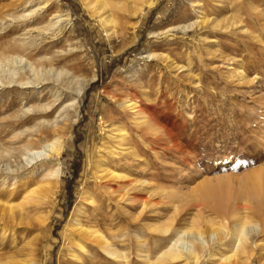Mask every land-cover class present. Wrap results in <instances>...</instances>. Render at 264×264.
<instances>
[{
    "label": "rangeland",
    "instance_id": "obj_1",
    "mask_svg": "<svg viewBox=\"0 0 264 264\" xmlns=\"http://www.w3.org/2000/svg\"><path fill=\"white\" fill-rule=\"evenodd\" d=\"M107 1L110 35L84 0H0V59L17 50L24 73L27 63L55 67L25 73L22 85L9 84V67L0 65L1 166H13L6 151L23 140L59 138L69 108L76 110L60 140L48 220L39 228L4 217L0 264L26 259L33 239L38 264H148L175 230L188 231L190 240L198 230L207 238L211 227L218 238L201 264H223L234 253L242 264H264L258 200L237 198L250 177L264 175V0ZM81 85L80 99L59 95ZM111 170L120 178L109 179ZM37 183L19 191L35 197L29 191L44 185ZM108 184L118 192H106ZM207 186L228 192V218L214 208L217 196L204 193ZM24 197L12 195L6 206ZM22 211L37 213L32 205ZM245 215L256 236L241 245L235 226ZM79 220L119 243L113 251L120 260L76 238Z\"/></svg>",
    "mask_w": 264,
    "mask_h": 264
},
{
    "label": "bare ground",
    "instance_id": "obj_2",
    "mask_svg": "<svg viewBox=\"0 0 264 264\" xmlns=\"http://www.w3.org/2000/svg\"><path fill=\"white\" fill-rule=\"evenodd\" d=\"M84 1H85V5H86L85 7H87L89 9V11L91 12V15L93 17H97L99 19L100 23L103 26H105V28H107L108 26H111L113 24L112 18L107 15V10L110 7V4H109L110 2L108 3L107 0H84ZM105 30L107 32V35H110V33H109L110 30H108V28ZM17 52H18L17 50H13L10 53L5 54L6 57H3L4 58L3 60L6 61L5 64H7V66L9 67V80H11V81H9V84L16 83V82H19L20 84H22L23 83V77H24L25 73H27V74L31 73L35 77V76H38L40 69H43V71H46V68H48L49 71L54 72L53 71V70H55L54 64L50 63L48 61H44V62L40 63V65H38V66H34L31 63H27L28 65L25 64L26 66H28V67H26L28 70H26V72L24 73V71H25L23 69L24 59H23V57L18 55ZM3 60L0 59V65L4 64ZM5 64H4V66L6 68ZM0 71H1V69H0ZM62 72H63V70H62ZM62 72H59L56 69L55 75L56 76H62L63 75ZM3 75H5V74L3 73ZM43 75L44 74H42V75L39 74V76H43ZM45 75H47V74H45ZM15 79H17V80H15ZM37 79H40L39 80L40 82L37 81V82H39V84H45L49 80V79L43 78V77L42 78L39 77ZM54 79H56V77ZM86 81H84V82H86ZM30 82L25 83L24 85L34 83V82H31V83ZM39 84L37 83V85H39ZM83 85H81V87H79L78 89L71 88V89H73L72 91H69V87H68V89L61 88L60 90L62 92H59L60 93L59 95L64 96V92H65V96L67 94H69V96L75 97L76 100L80 99L83 96L82 95L83 89H84ZM54 86H55V84L53 83L51 88L55 89V88H53ZM62 87H64V86H62ZM51 91H53V90H51ZM59 95H58V92L53 91V94L51 97L57 98V100L56 101L54 100V101L58 102L60 100V98L58 97ZM128 103H130V102L124 103L125 108H128L129 106H131V108L136 107L135 103L130 104V105H128V107H126V105ZM73 105L74 104H72L70 106H73ZM72 109L73 108L70 107L68 112L66 113V117H68V122L70 124L73 121V117L76 113V110L75 109L72 110ZM46 110H48V108H46ZM65 118H64V120H65ZM70 124H68L67 127L63 129V132H58L60 137L55 139V140H51V139L48 140L49 139L48 136L46 135V137H44L43 133H42L38 139L40 144H32V143H30L31 142L30 139L29 140H23V141H21V143H23L24 145H22L20 148H13L10 151H6L9 153L8 154L9 161L13 163V166L10 165V163H7L5 165V167H4V165L1 166V163L3 161H0V172H1V176H0V202H2V203H0V217H1L0 221H5L6 218H8L11 221H15V217H17V220H19L21 222L26 221L27 225H30L31 227L36 226V227L40 228L41 226H45V224L48 220V214L50 213V211H48V210L53 205L55 190H56L58 176H59V170L56 168V162L60 161L61 154H62L63 148H64V145L60 140H61V138L64 137V135L66 133H68L69 128H70ZM38 133H41L40 130H38ZM30 135H28V136H30ZM125 136H126L125 134L120 136V138H122L121 143L124 142ZM33 140H34V138H33ZM4 153H5L4 151L0 152V158L4 157ZM39 162H41L40 167L35 166ZM107 173H108L107 174L108 178L110 177L109 179L120 178L118 176L117 172L114 170L108 171ZM35 182L44 184L41 188L38 187V189L36 191H33V192L29 191V194L32 193V196L36 195L37 197L36 196L35 197H27V196L24 197L23 195H25V193H27V190L30 189V187L33 184H35ZM247 184L249 185L247 188V192L245 191L246 192L245 194H239V196H237V198L242 199V195H244V197H247V198H255V200L257 199L258 205H259V207H258L259 209H257L259 211H257V212L259 213L261 211V214L264 216V175L261 176L260 174H256V176L250 177ZM23 187H27V190L25 189L23 191H19V189H21ZM105 187H106V185H105ZM113 187H114L113 185L108 184V186L106 187L107 188L106 192H108L109 194L110 193L114 194V193L118 192V190L115 187L114 188ZM246 187H247V185H246ZM120 188H121V186H120ZM204 193L209 197L213 196V198H215V196H217L216 199H218L217 200L218 202L216 201L215 204H213V205H214V208L216 209V211L218 212V214L223 219L228 218L230 216V214L232 212V206H226L223 204V201H225L228 192L221 190L217 187L210 188L209 186H207V187H204ZM14 194H17L20 199L22 197H24L23 201L20 200L21 203L17 206L11 205V206L7 207L6 205H10V203L7 201V200H9L8 198L12 197V195H14ZM224 194H226V196H224ZM117 197H119V196H117ZM25 205H29V206L32 205L34 211L37 212V213H35L37 215L30 214L32 216L27 218L23 213H21V211L24 209ZM254 211H256V209H254ZM4 217H5V219H3ZM242 218H243L242 219L243 222L241 223V221H240V224L235 226L238 244L241 242L243 243V242L248 241V240L253 241L255 236H256V234H254L255 231H252V229L250 230V228H248L247 224H246V223H248L251 216L245 215ZM262 219H264V218H262ZM82 222H83L82 220H79L77 225L75 226V233L77 234L76 238H79L83 244L94 245L95 248H97V252L102 250L106 254H108L109 256L115 257L119 261L121 258V255H118L117 252L113 251V248L118 246L119 243H109V240L107 238L103 237L102 235L97 234L96 231H92V229L88 223L85 222V224H84ZM13 225H15V224H13ZM180 229L175 230L174 236H173L174 238L170 239V241L167 244H165L166 246L164 247V251L160 252V253L157 252V254L153 258L149 259L148 264H162L165 260H168V261L172 260L175 262H177L179 260H181V261L183 260V261H185V263L187 262L188 264H201V262L206 257V255L211 251V244H214V242L217 240L218 231L211 227L210 228V231H211L210 235L207 238H205L206 236H204L203 231L198 230V232H193V233L191 232V239L188 240V239L184 238V236L188 233V231L182 230L183 228L181 230ZM167 232H168V230H167ZM221 240H223V239H221ZM242 243H241V245H242ZM27 246L29 248L27 251L28 254L24 255V257L26 256V259H23V261H22V260H14L15 259L14 257H8V258H12V260L7 262V264H38V260H36L37 254H35V252H37L36 251V246H37L36 240L33 239L32 242L29 241ZM236 246L237 245L234 244L233 248L235 249ZM81 248H82V246H81ZM237 249H238V247H237ZM214 257H217V255L215 254ZM235 257H236V255L234 253V254L224 258L223 259L224 261L222 263L223 264H242L241 262L236 261ZM249 258H251V257L249 256Z\"/></svg>",
    "mask_w": 264,
    "mask_h": 264
}]
</instances>
